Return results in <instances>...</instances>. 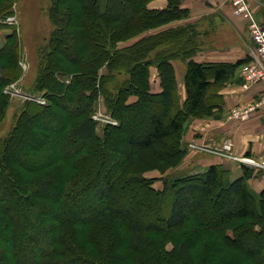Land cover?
Returning a JSON list of instances; mask_svg holds the SVG:
<instances>
[{
    "label": "trees",
    "instance_id": "16d2710c",
    "mask_svg": "<svg viewBox=\"0 0 264 264\" xmlns=\"http://www.w3.org/2000/svg\"><path fill=\"white\" fill-rule=\"evenodd\" d=\"M14 1L0 0V14H12ZM48 1L53 30L43 41L33 89L48 104L24 102L14 127L0 138V238L6 246L0 264H194V250L201 264H264V188L250 190L248 168L234 181L219 165L168 176L161 190L143 176L178 166L187 153L185 122L218 110L219 91L247 59L196 62L200 45L191 24L144 35L184 19L182 0H167L164 10L148 9L152 0ZM10 53L6 45L0 50L7 65L0 67V90L7 71L20 70L18 54L6 59ZM176 60L186 61L183 101ZM70 67L63 87L57 75ZM99 96L118 121L100 135L91 118ZM214 192L226 203L211 214L196 196Z\"/></svg>",
    "mask_w": 264,
    "mask_h": 264
},
{
    "label": "crops",
    "instance_id": "0c3cea01",
    "mask_svg": "<svg viewBox=\"0 0 264 264\" xmlns=\"http://www.w3.org/2000/svg\"><path fill=\"white\" fill-rule=\"evenodd\" d=\"M22 2L23 0H15V10H11L12 14L15 13L17 19L20 16V12L17 14L16 7L21 6ZM257 2L255 5L249 3L257 20L264 24V0H257ZM223 3H226V0H182L181 8L187 10V15L184 19L176 20L159 29L152 30L150 34L168 28L191 24L198 33L197 43L201 49V52L199 51L194 57L196 62L207 64H234L238 61H244L247 58V49L249 46L246 24L239 17L232 14L230 7L228 9L221 8L220 5ZM260 5L263 7V10L259 13ZM167 6V0H153L148 3L147 8L150 10H164ZM8 37L9 34L6 33V29H1L0 50L4 47ZM203 37L208 38L207 45L201 43L200 39ZM138 39H133L129 45L135 43ZM204 46L205 48L203 50ZM175 63L173 61V66L176 71ZM240 73L241 67L234 71L231 79L219 91L223 101L217 110L219 114L218 118L209 119L211 121L198 122V126L192 131V136L203 137L205 135H211L210 137L213 138V143L217 145H220L223 140L225 141L231 138L236 155L249 156L248 154H250L251 156H258L257 159L264 160V106L252 112L248 118L239 121V123L231 122L225 117V114H229L233 108H248L250 105L258 102L264 94L263 83L244 87V81ZM151 75L153 80L151 81L152 90L154 93H158L160 92V86L155 68H151ZM176 78L178 92L181 101H183L185 93L183 89L180 91L179 76L176 75ZM206 153L191 154L190 160L178 169L186 173L184 175H195L204 173L210 166L219 165L222 166L224 171L230 174L231 181L243 175L238 166L236 169L229 162H222L211 153ZM247 184L253 193L259 194L264 188V173L261 176L250 178Z\"/></svg>",
    "mask_w": 264,
    "mask_h": 264
},
{
    "label": "rangeland",
    "instance_id": "374dc122",
    "mask_svg": "<svg viewBox=\"0 0 264 264\" xmlns=\"http://www.w3.org/2000/svg\"><path fill=\"white\" fill-rule=\"evenodd\" d=\"M153 1V0H152ZM250 3L253 5L257 4V0H248ZM15 1L11 3L12 6H10V10H15ZM2 4V3H0ZM49 6V1L48 0H23L21 3V6L18 8L16 7L17 14L20 12V16L17 17L15 16V13L12 14L15 16V21L14 23L7 22L5 18L12 16L11 14L8 15H3L0 14V30L1 29H6V33L9 34V37L5 41L4 46H7V49L10 50V54L6 59H13L14 55L18 54V61H19V66L21 70V74H19V69L14 68L15 70H8V77L6 79L5 85H3L2 89L0 90V138L1 136L5 135L9 130H11L15 123H16V117L15 115L19 114V110L21 108V105L24 102H29L30 100L26 99L25 96H36V98L40 97L42 98L43 103L39 104L40 106L44 107L48 103L46 102L45 98L42 97L41 93H36L33 92L34 89V81L36 78V72H37V64H38V59L40 56V51L43 46V41L45 38L49 37V34L53 30V26L51 25L49 18L47 16V8ZM221 8L223 9H228L230 7L228 0H226V3H223L220 5ZM219 8V7H218ZM260 11L259 13L263 10V7L260 5L259 6ZM23 12V15H22ZM21 21V22H20ZM22 23V24H21ZM19 28V29H18ZM151 32H147L144 35L150 34ZM140 37L137 36L136 39ZM207 37V36H205ZM135 39V38H134ZM16 40L21 45L20 49L17 50L16 48ZM133 39L128 40L127 42H123L119 44V47H125L128 46L129 43H131ZM201 43L204 45H207V40L208 38H201ZM205 46L203 47L204 50ZM201 50V49H200ZM201 52V51H200ZM5 60L0 61V67L2 66H7L5 63ZM175 66H176V75L179 76L178 82H179V88L180 91L184 89L183 85V74L186 71V61L185 60H176L175 61ZM29 65V66H28ZM26 67V69H25ZM74 67H70L68 69V74L65 75H57L58 82L63 86L66 87L73 74V69ZM19 70V71H18ZM106 71L103 69L102 73H105ZM0 74H1V69H0ZM19 74V75H18ZM25 74V75H24ZM157 79L159 80L158 74L156 72ZM155 78V76H154ZM151 81L152 80V75H151ZM15 84L14 90L10 89L11 92L8 93V88ZM14 92H18L14 93ZM35 104H38L34 101H30ZM62 104L66 107V103H64V100L61 101ZM66 102V101H65ZM240 108V107H239ZM54 109V108H53ZM234 109V108H233ZM66 111H68V108H65ZM71 111V109L69 108ZM232 110V109H231ZM229 112V114H225V117L230 120L231 122H236L239 123V121H242L243 119L238 118L237 114L234 113L233 111ZM55 114H63V111L60 109H54ZM250 113L248 117L251 115ZM210 115V116H209ZM205 117H200V118H189L184 125L183 129V135L181 138V141L183 142V145L186 147L187 153L184 159L178 164V166L168 169L164 172H159V171H151L143 176L147 179H152L153 183L152 186L153 188L157 190H161L163 185L162 181L168 177V176H184V173L181 169V166L186 164L190 158L191 154L195 153H205L204 151L210 152L215 158L222 162H229L232 164L233 167L237 169V166L241 169L242 174H243V169L244 166L237 161L236 158H242V157H247L252 159L254 162H256L259 166L264 164V160L257 159L255 156H238L236 155L235 152V147L233 144V141L231 138H228L229 140H223L220 145H217L213 143V138L210 137L211 135H205L203 137H194L192 136V131L195 130V128L198 126V122L200 121H207L209 119H216L218 118L219 114L217 113V110L212 111V114H209ZM223 116V114H221ZM91 118L97 123L96 125V131L97 134L100 135L102 132V128L105 125H116L117 120L115 118H112L111 115L109 114V111L107 110V107L105 105L103 97L99 96L97 97L94 105V113L92 114ZM211 121V120H209ZM205 127V126H203ZM127 129H131V126L127 124L126 126ZM52 129V126H49V130ZM54 129V128H53ZM48 130V129H46ZM225 144H229L230 150H223V146ZM206 148L210 150H206ZM64 149L66 151H69L68 146H64ZM229 157H234V158H229ZM255 165L251 166H245L248 168L252 174L251 178L261 176L262 173H264V168L259 167ZM222 168V166H220ZM194 175V174H192ZM227 175L230 176L228 173ZM230 179V177H229ZM225 180V179H224ZM130 192V191H129ZM130 195L125 197V200H128ZM197 200H201V205L202 208L207 209L211 211V214H214L215 210H221L223 206L226 203L225 198H220L216 195V192H214L212 195L205 197H200V195L196 196ZM131 200V199H130ZM128 200V201H130ZM94 202V201H92ZM134 203V202H133ZM211 217V216H210ZM209 217V218H210ZM208 219V218H206ZM20 221H23L22 219ZM210 221V220H209ZM25 221H23L24 223ZM2 238H0V251L5 250L6 246L4 242L1 241ZM38 245V243L36 242ZM42 244V243H41ZM40 244V245H41ZM166 248L168 250H171L174 248V246L171 244V242L166 243ZM179 248V247H178ZM178 248H177V253H178ZM4 252V251H3ZM26 254V252H25ZM194 254L198 256V259L200 258V251L199 250H194ZM25 256V255H24ZM25 258V257H24ZM27 258V257H26ZM198 259H195L194 264H201L197 263ZM24 260V259H23ZM22 260V262H23ZM21 264V263H20ZM207 264V263H203Z\"/></svg>",
    "mask_w": 264,
    "mask_h": 264
},
{
    "label": "built area",
    "instance_id": "2783aa9c",
    "mask_svg": "<svg viewBox=\"0 0 264 264\" xmlns=\"http://www.w3.org/2000/svg\"><path fill=\"white\" fill-rule=\"evenodd\" d=\"M232 14L236 17H239L246 24L247 35L249 39V46L247 49V61L241 67V77L244 81V87L251 86L257 83L264 84V24L257 20L255 13L252 11L250 3L248 0H228ZM7 22L14 23L15 16L5 18ZM15 84L11 85L8 88V93L11 92L10 89L14 90ZM19 94L18 92H14ZM26 99L34 101L38 104H42L43 100L40 97L36 96H25ZM264 106V94L261 96L258 102L250 105L248 108H234L231 110L237 114L238 118L245 119L248 118V115L255 110ZM94 119V118H93ZM230 145L225 144L223 150H230ZM208 150V149H206ZM208 152V151H206ZM210 153V152H209ZM234 158V157H229ZM243 158V157H242ZM245 159H250L244 157ZM243 166H259L256 162L255 164H247L244 161L236 158ZM252 160V159H250ZM253 161V160H252ZM254 162V161H253ZM264 168V164L259 166Z\"/></svg>",
    "mask_w": 264,
    "mask_h": 264
},
{
    "label": "bare ground",
    "instance_id": "6f19581e",
    "mask_svg": "<svg viewBox=\"0 0 264 264\" xmlns=\"http://www.w3.org/2000/svg\"><path fill=\"white\" fill-rule=\"evenodd\" d=\"M238 159H240L241 161L246 162L247 164H250V163L255 164V162H253L252 160H250V159H245L244 157H243V158H238Z\"/></svg>",
    "mask_w": 264,
    "mask_h": 264
}]
</instances>
